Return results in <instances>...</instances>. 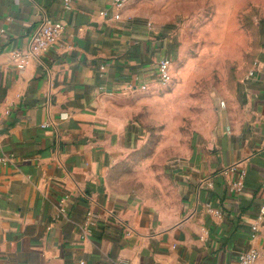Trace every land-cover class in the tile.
Wrapping results in <instances>:
<instances>
[{"label": "crops", "instance_id": "obj_1", "mask_svg": "<svg viewBox=\"0 0 264 264\" xmlns=\"http://www.w3.org/2000/svg\"><path fill=\"white\" fill-rule=\"evenodd\" d=\"M69 5L0 0V264H234L250 248L264 264V35L253 74L170 162L172 199L154 204L114 184L144 142L119 99L158 87L175 43L131 0ZM45 17L64 30L20 70L11 51Z\"/></svg>", "mask_w": 264, "mask_h": 264}, {"label": "rangeland", "instance_id": "obj_2", "mask_svg": "<svg viewBox=\"0 0 264 264\" xmlns=\"http://www.w3.org/2000/svg\"><path fill=\"white\" fill-rule=\"evenodd\" d=\"M175 43L169 83L119 99L144 142L115 170L114 184L154 204L172 199L168 166L197 130L214 122L235 81L258 59L264 0H131Z\"/></svg>", "mask_w": 264, "mask_h": 264}, {"label": "built area", "instance_id": "obj_3", "mask_svg": "<svg viewBox=\"0 0 264 264\" xmlns=\"http://www.w3.org/2000/svg\"><path fill=\"white\" fill-rule=\"evenodd\" d=\"M127 0H116L117 6H122L123 3ZM64 4L66 8H69V0H64ZM64 23L60 20L50 19L45 17L34 29L31 33L29 38L28 47L25 50L13 49L11 51L14 59L15 64L18 69H23L29 59L33 56H36L40 53L45 52L48 50L60 37L61 33L64 30ZM4 29L0 27V34L4 33ZM255 71L252 68L249 71V74H253ZM157 78L158 83L165 85L170 82L171 80V58L166 57L159 61L157 67ZM142 88L144 89L145 86L143 85ZM7 161L6 155H0V165L4 164ZM264 184V182H263ZM242 183L240 181L233 182L230 185V190H241ZM207 210L209 212H214L217 215H220L219 211L215 208H212L210 205H207ZM264 215V207L260 209V215L258 219L262 218ZM92 213L88 212L86 221H90ZM258 258V252L255 248H250L245 251H241L238 253L237 260L234 264H253ZM121 264H127L126 261L121 260Z\"/></svg>", "mask_w": 264, "mask_h": 264}, {"label": "water", "instance_id": "obj_4", "mask_svg": "<svg viewBox=\"0 0 264 264\" xmlns=\"http://www.w3.org/2000/svg\"><path fill=\"white\" fill-rule=\"evenodd\" d=\"M3 131V129H0V132H2Z\"/></svg>", "mask_w": 264, "mask_h": 264}]
</instances>
